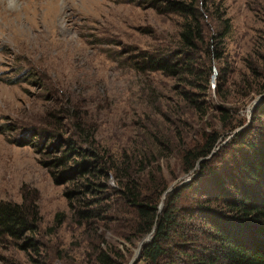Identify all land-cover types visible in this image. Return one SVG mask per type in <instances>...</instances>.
Instances as JSON below:
<instances>
[{
  "label": "rangeland",
  "instance_id": "rangeland-1",
  "mask_svg": "<svg viewBox=\"0 0 264 264\" xmlns=\"http://www.w3.org/2000/svg\"><path fill=\"white\" fill-rule=\"evenodd\" d=\"M154 1L0 0V202L24 204L41 219V255L0 237V264H31L33 256L46 264H86L87 249L102 235L119 249L127 245L97 225L78 227L68 186L57 185L47 165L50 145H19L30 140L29 132H51L57 122L56 134L77 145L82 135L75 127L82 123L110 156L153 158L146 181H164L169 192L202 175L201 165L184 171L183 150L218 132L210 170L226 178L240 170L239 183L260 185L247 180L241 160L252 157L235 138L264 133V0H206L208 12L199 6L206 46L214 36L223 55L210 61L202 46L188 53L194 75L213 71L206 92L188 86L192 75L181 80L133 68L144 53L183 51L182 19ZM223 20L230 28L221 40ZM184 92L201 105L185 100ZM108 183L116 187L115 179ZM195 188L213 191L207 176ZM193 195L184 192L185 200ZM127 248L129 263L138 248Z\"/></svg>",
  "mask_w": 264,
  "mask_h": 264
},
{
  "label": "trees",
  "instance_id": "trees-1",
  "mask_svg": "<svg viewBox=\"0 0 264 264\" xmlns=\"http://www.w3.org/2000/svg\"><path fill=\"white\" fill-rule=\"evenodd\" d=\"M154 2L182 19L183 51L144 53L140 62L133 63V68L139 73L161 72L181 80L192 75L188 86L206 92L210 89L213 71L209 68L208 75L202 74L203 78L201 74L194 75L188 53L202 46L210 61L223 58L219 43L214 46V36L206 46L205 15L199 6L206 10L207 1ZM228 22L223 20L226 26L219 34L221 40L230 28ZM184 99L201 105L189 92H184ZM221 112L223 121L229 120L228 111L222 109ZM57 125L53 126L55 132L33 130L29 132V141L18 143L41 149L50 145L47 151L53 158L47 165L55 183L68 186L65 196L79 228L86 231L97 225L100 230L105 229V235L110 231L111 237L118 236L121 244H127L119 249L105 236L96 237L86 251V264H128L127 246L138 248L137 243L153 231V239L144 245L138 264H264V133L249 139V133L244 132L235 138L240 150L248 151L252 157V161L241 160V164L247 180L251 184L259 182L257 188L248 182L239 183L240 170L235 172L236 178L224 177L219 169L210 170L207 158L213 155L221 139L218 132H213L204 134L203 142L192 144L182 153L184 171H196L201 165L202 175L193 183L168 192L164 181L158 183L152 178L146 181L143 172L153 158L134 156L128 161L118 155L110 156L99 148L94 135L89 134L82 123L75 127L82 135L78 139L81 145H77L56 134L62 124L57 122ZM158 169L161 171L160 167ZM203 176H207L212 192L195 188ZM110 178L115 179L116 187L109 185ZM184 192L195 193V196L185 200ZM161 204H164L162 210ZM40 220L36 209L29 210L20 203L0 202V237L20 243L23 250H31L36 255H41L40 242L36 240ZM30 262L46 264L34 256Z\"/></svg>",
  "mask_w": 264,
  "mask_h": 264
},
{
  "label": "water",
  "instance_id": "water-1",
  "mask_svg": "<svg viewBox=\"0 0 264 264\" xmlns=\"http://www.w3.org/2000/svg\"><path fill=\"white\" fill-rule=\"evenodd\" d=\"M169 192V191H168ZM162 207H163V204H161V207L160 209L162 210ZM153 234H154V231L147 235L138 245V249L136 250L135 252V255L134 257L132 258V260L128 263V264H138L140 258H141V253H142V249L144 247V245L148 242H150L152 239H153Z\"/></svg>",
  "mask_w": 264,
  "mask_h": 264
},
{
  "label": "bare ground",
  "instance_id": "bare-ground-1",
  "mask_svg": "<svg viewBox=\"0 0 264 264\" xmlns=\"http://www.w3.org/2000/svg\"><path fill=\"white\" fill-rule=\"evenodd\" d=\"M14 2V1H13Z\"/></svg>",
  "mask_w": 264,
  "mask_h": 264
}]
</instances>
